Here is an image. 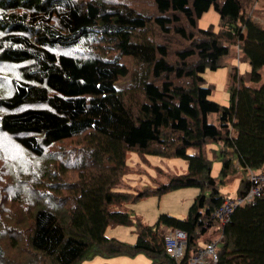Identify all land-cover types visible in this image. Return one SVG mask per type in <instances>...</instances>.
<instances>
[{"label": "trees", "instance_id": "obj_1", "mask_svg": "<svg viewBox=\"0 0 264 264\" xmlns=\"http://www.w3.org/2000/svg\"><path fill=\"white\" fill-rule=\"evenodd\" d=\"M147 1L0 0V137L32 155L19 172L25 180L0 176L30 195L25 215L17 201L4 208L0 198L5 221L20 231L8 237L0 222V264L138 254L152 264H188L217 225L215 264H264V197L236 207L223 224L212 218L228 197L219 182L241 173L243 197L250 174L264 171V26L249 12L262 2ZM210 7L218 30L197 26ZM106 14L121 22L78 24ZM233 49L249 69L231 66L223 105L209 98L213 85L202 73L223 67ZM74 138V157L59 160L55 144ZM214 143L218 150L208 147ZM208 151L221 162L218 178ZM128 153L182 158L187 170L160 168L163 180L132 192L123 187ZM184 187L199 189L185 218L160 213L148 225L125 206ZM116 226H134L135 243L108 237ZM174 229L187 237L180 259L165 248Z\"/></svg>", "mask_w": 264, "mask_h": 264}, {"label": "rangeland", "instance_id": "obj_2", "mask_svg": "<svg viewBox=\"0 0 264 264\" xmlns=\"http://www.w3.org/2000/svg\"><path fill=\"white\" fill-rule=\"evenodd\" d=\"M261 2V11H256L257 7L253 5L251 6V10L249 12L252 19L264 26V0H261ZM146 3L151 4L153 8L152 1H147ZM104 21L121 22V18L118 14H106L99 16L95 20L86 19L78 21V24L97 25ZM197 26L198 28H207L212 26L215 30L219 29V15L213 7H210L207 11L203 12V14L198 18ZM236 57L237 51L233 49L231 50L229 57L226 58L225 65L223 67L216 70H211L209 68L204 69L202 76L208 84L213 85L212 93L209 96L211 100L223 105H228L229 100L226 85L229 80L231 66L237 65L240 72L249 69V64L247 62L239 63L237 62ZM122 62L129 65L131 62V56L124 55L122 57ZM128 81L127 75L126 77L119 78L115 85L116 87L122 88L128 84ZM11 142L12 138L7 135L0 137V176L10 179L12 175H15L17 179H21L23 175L27 173L28 161L32 158V155L24 150L14 149L11 146ZM79 142L78 138H74L69 141L55 144L59 160L65 156H71L70 158L72 159L74 157V153L71 154L70 152L77 149ZM208 147L216 150L219 149V146L216 143L209 144ZM208 157L211 160V174L215 178H218L221 162L219 158H214L210 151H208ZM126 163L128 170L123 178V187H129L132 192L163 180V177L160 176V174H162L161 169L165 172L170 173L173 171V173L178 174L184 173L187 170L186 161L182 158H162L155 155L141 156L137 153H128ZM182 167L184 170H182ZM20 171L23 175L19 174ZM241 178L242 174L237 172L236 174L228 177L225 181L219 182L218 187L220 192L227 195L229 198H235L237 196V190ZM22 180H25V178H22ZM22 184L23 183H21L17 188L14 185L12 186V184L6 180L2 181L0 183V198L3 199L4 208L10 206L14 201H17L20 204L17 205L20 213L25 215L30 207V202L28 201V197H30V195H27V188ZM198 193L199 189L196 187H184L170 191L160 197L150 196L136 203H127L125 206L131 214L140 213L137 215L141 217L143 216V221L145 219V223L153 225L160 213H167L178 218H185L187 216L189 206ZM0 222L6 230L8 237L11 236V231H19L17 229H11L12 223L5 221L3 212H0ZM106 235L130 244H134L137 237L134 226H116L108 228L106 230ZM212 236L214 237L213 239ZM209 237L212 239L211 241L216 244L222 241L219 225L215 226L211 230ZM204 239L200 249L203 248L206 243H209V240L205 241ZM125 257L127 256L121 255L113 257L112 259H105L96 256L91 260H84L80 264H99L102 262L109 263V260H114L112 261V264H118L119 260H121V258L125 259ZM129 258L133 260L132 264H152L151 259L144 254H138Z\"/></svg>", "mask_w": 264, "mask_h": 264}, {"label": "built area", "instance_id": "obj_3", "mask_svg": "<svg viewBox=\"0 0 264 264\" xmlns=\"http://www.w3.org/2000/svg\"><path fill=\"white\" fill-rule=\"evenodd\" d=\"M250 181L251 188L245 196L227 197L223 205L212 214V218L223 224L236 207L250 204L254 199L264 197V171L251 173ZM186 239L184 231L178 229L171 230L164 237L167 253L176 259H180L183 255ZM217 260V244L211 241L190 257L188 264H215Z\"/></svg>", "mask_w": 264, "mask_h": 264}, {"label": "crops", "instance_id": "obj_4", "mask_svg": "<svg viewBox=\"0 0 264 264\" xmlns=\"http://www.w3.org/2000/svg\"><path fill=\"white\" fill-rule=\"evenodd\" d=\"M182 170H184L183 169V167H182ZM172 173H173V171H171ZM137 214H140V213H137ZM158 217V216H157ZM144 217L142 216V219H143ZM144 221H145V219H144ZM147 224V223H146ZM148 225H150V224H148ZM125 242V241H124ZM128 244H130V243H128ZM140 255V254H139ZM142 255V254H141ZM110 259H112V258H110ZM112 261H114V260H109V263L108 262H105V263H108V264H112ZM150 261V260H149ZM102 263H104V262H102ZM133 263V260H131V258H129V257H125V259H123V258H121V260H119V262H118V264H132ZM100 264V263H99Z\"/></svg>", "mask_w": 264, "mask_h": 264}]
</instances>
